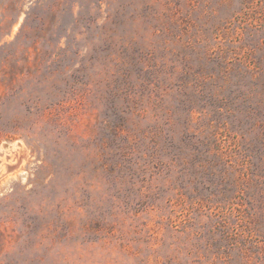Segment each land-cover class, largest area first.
Returning <instances> with one entry per match:
<instances>
[{
	"label": "rangeland",
	"instance_id": "rangeland-1",
	"mask_svg": "<svg viewBox=\"0 0 264 264\" xmlns=\"http://www.w3.org/2000/svg\"><path fill=\"white\" fill-rule=\"evenodd\" d=\"M0 264H264V0H0Z\"/></svg>",
	"mask_w": 264,
	"mask_h": 264
},
{
	"label": "bare ground",
	"instance_id": "bare-ground-1",
	"mask_svg": "<svg viewBox=\"0 0 264 264\" xmlns=\"http://www.w3.org/2000/svg\"><path fill=\"white\" fill-rule=\"evenodd\" d=\"M20 146L21 147V145H20V143H14V144H5V145H2L1 147H0V150H9V149H11L13 146Z\"/></svg>",
	"mask_w": 264,
	"mask_h": 264
},
{
	"label": "water",
	"instance_id": "water-1",
	"mask_svg": "<svg viewBox=\"0 0 264 264\" xmlns=\"http://www.w3.org/2000/svg\"><path fill=\"white\" fill-rule=\"evenodd\" d=\"M5 145V144H4Z\"/></svg>",
	"mask_w": 264,
	"mask_h": 264
}]
</instances>
